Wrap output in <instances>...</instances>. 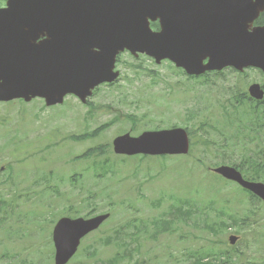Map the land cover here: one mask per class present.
Returning a JSON list of instances; mask_svg holds the SVG:
<instances>
[{
  "label": "water",
  "instance_id": "1",
  "mask_svg": "<svg viewBox=\"0 0 264 264\" xmlns=\"http://www.w3.org/2000/svg\"><path fill=\"white\" fill-rule=\"evenodd\" d=\"M252 0H7L0 9V101L42 98L47 106L72 94L85 102L97 86L111 83L116 57L125 50L156 63L170 60L189 75L226 66L264 72V28L247 32L257 14ZM158 22L153 32L150 22ZM208 60L206 65L203 62ZM257 86L251 93L261 99ZM117 154L186 153L183 132L128 134L114 141ZM161 148V149H159ZM222 176L264 200V186L243 182L233 170ZM107 216L59 222L56 264L73 254L65 233L78 237ZM235 238H230L233 244Z\"/></svg>",
  "mask_w": 264,
  "mask_h": 264
},
{
  "label": "rangeland",
  "instance_id": "2",
  "mask_svg": "<svg viewBox=\"0 0 264 264\" xmlns=\"http://www.w3.org/2000/svg\"><path fill=\"white\" fill-rule=\"evenodd\" d=\"M119 59L118 67L121 76L118 82L112 87L104 85L99 87L92 97L91 101L97 104V108L93 110V113L97 114L94 120L90 119L86 123L82 122L80 116L85 113L86 107L72 96H68L62 105L53 107H46L39 99H34L29 103L21 101L11 103L14 104L9 111L12 132L27 137L26 143L17 144L13 154V168L16 170L15 177H13L14 183L19 182V178L23 175L26 176L27 180L43 179L46 182L58 177L60 174L58 171L64 159L61 156V147L57 145L56 137H52L53 134L58 133L63 136V133L66 132V134L78 135L87 130L92 131L110 120L115 112L137 117L144 116L137 129L141 132L153 129L152 127L170 128L172 123H176V125L185 124V113L196 108L199 111L198 117L187 124L195 130V136L206 140L209 144L208 147H213V150L203 153L204 162L209 164L219 160L217 156L223 148L220 144L226 146V150L233 159L238 157L236 155L241 153V145L235 140L229 139L230 135H235L234 128L233 126H225L224 119L221 118L220 112L217 110L218 94L216 90H211L210 87L205 85L187 82L178 71L167 65L166 62L156 65L149 58L140 56L135 59L127 53L121 55ZM248 77L251 80H262V77L257 75L256 72L248 73ZM232 82L233 80L229 84ZM169 89L173 90L174 93ZM11 104L10 106H12ZM106 106L113 109L110 111L111 114L104 111ZM3 111L4 107L1 106L0 112ZM169 113L170 117L168 118ZM76 116L78 119H75ZM202 120H208L207 122L211 123L216 129L197 128ZM129 123L122 120L119 126L118 123L104 131L98 143L96 140L74 143L65 139L63 140L64 149L69 155L76 157L86 149L95 147L98 144L107 143L111 145L118 131H128ZM219 131H224V136H220ZM139 132L132 135L136 136ZM209 139L212 141H209ZM30 141L34 143V146L38 144L39 146L46 145V147L33 151L29 145ZM195 146L194 155H202V144ZM252 146L251 144L249 147ZM111 151H108L106 157H110ZM214 151L218 153L215 154ZM111 156L114 161L108 165L96 162L92 158H87L83 164H80V167L86 166L89 172H83L81 180L78 178L77 187L68 181L69 177L67 175L63 174L62 181L57 179L49 184L42 182L39 186H28L27 190L35 200V202H29V210L34 209L37 205L40 206L37 200H39L41 194H44L46 199L49 197L46 204L53 213L63 212L65 208L70 206H74L73 211L79 214V217H83L90 212H92L90 215H95L110 212L109 210L114 211L112 218L107 223L105 222L106 224L90 238V245L94 247V261L105 258L110 260L115 253L121 251L114 243L107 246L102 245L103 237L111 236L113 230L124 225V218L120 212L126 211H120V208H126L128 216H138L136 210L143 203L145 207L138 218L148 220L152 217V212L157 214L161 209L162 206H157L160 199H168L166 202H168L170 208L177 206L185 208L183 200L196 197L198 191L204 187L200 177L209 182L218 180L212 175L203 174L201 168L191 169L187 165H183L181 158H170L171 162L162 164V161L157 157ZM100 159H104V157H100ZM173 159H175L174 163L172 162ZM148 165H153L155 167L154 171L148 172ZM74 166L73 168L78 170L76 169L77 165ZM114 166L119 168L112 170ZM12 173L8 171L4 176L10 178L13 176ZM59 187L60 193H62L60 198L62 201L57 200L56 192ZM21 189H25V187L21 185L19 192H21ZM222 191L225 192L223 189ZM120 194L126 199L123 204H121ZM107 197L110 200L107 201ZM244 207V205L235 204L233 210L238 212ZM3 218L4 213L0 211V231L10 230L3 223ZM55 219L53 216V221ZM35 220L39 222V218ZM49 222L50 218L47 217L39 223H35L29 229L16 226L13 232L12 245L15 247L26 246L30 251L40 256L41 259L47 260L52 253ZM262 226L264 228V219ZM185 230L187 231V229ZM189 230L199 235L198 232L192 229ZM203 236L205 237V235ZM4 237L5 234L3 233L2 238ZM169 237L170 235L160 238L158 240L159 247L164 246L166 242H171L172 248L169 249L171 255L175 256L174 259H180L177 256L182 252V245L175 243L176 240L169 239ZM12 245L8 241L7 244L0 246V264H7L6 260L9 262L16 260L14 254L17 252H14ZM189 247L191 249L195 248L192 244H189ZM83 256H85L84 251ZM157 257L163 264H167L162 251H157ZM29 258L32 257L29 256Z\"/></svg>",
  "mask_w": 264,
  "mask_h": 264
},
{
  "label": "flooded vegetation",
  "instance_id": "3",
  "mask_svg": "<svg viewBox=\"0 0 264 264\" xmlns=\"http://www.w3.org/2000/svg\"><path fill=\"white\" fill-rule=\"evenodd\" d=\"M249 28L248 31H252L255 28H260L264 26V9L259 11L256 15V17L252 20L250 24H248ZM225 71H228L232 74L235 83L233 84L232 88L228 90H220L219 96L223 97V99L227 102L235 103V105L240 104L242 107L243 112L247 111L250 112L252 108L256 110H260L264 108L263 102H258L251 98L248 94V89L252 84H259L261 88L264 89V84L260 82L259 80H251L247 76V72H253L257 71L256 73L259 74V70L254 69H247L243 72H237L236 70L230 68L226 69ZM220 76L223 75V73H219ZM223 91V92H221ZM4 113L6 115V119L2 122L0 125L1 127L5 126L6 128L0 131V138L2 140V145L0 146V160L5 159V163H0V186H7L9 184H13V176L9 178V176L5 177L4 174L6 172H13V169L11 167V163L9 161V158L12 156V152L14 150L13 143H14V136L12 134H9L11 130L9 129V109L6 107L4 109ZM240 115H242L241 112L238 110H235V116L237 119H239ZM13 175V173H12ZM9 180H12L9 182ZM3 194H0V199L3 197ZM2 200H0L1 202ZM6 207L8 206L5 205ZM4 213V222L5 217H7V210H3V208L0 210ZM5 234V237L2 238V234ZM13 237H9V231L4 230L0 231V246L5 245L8 243L9 240H12Z\"/></svg>",
  "mask_w": 264,
  "mask_h": 264
},
{
  "label": "trees",
  "instance_id": "4",
  "mask_svg": "<svg viewBox=\"0 0 264 264\" xmlns=\"http://www.w3.org/2000/svg\"><path fill=\"white\" fill-rule=\"evenodd\" d=\"M151 27L153 29H157L156 24H151ZM203 125H205V122ZM202 128H203V126H202ZM239 166H240L241 170H243V166H244L245 169L247 171L251 172L252 174L264 176V159L262 162L259 163L252 156L246 155L244 157V160L239 164ZM263 180H264V178H263ZM210 205H211V203H210ZM206 209L213 210V207L211 205V207L208 206V207H206ZM217 213L219 216L217 221L208 217V216L199 217V218L194 219V221H193V223H195L194 227L199 228L200 230H209V229H212L211 227L215 228L218 226H228L222 218V217H226L227 219H229L231 225L240 226L243 229H248L250 231V228L247 226L248 224L245 223L244 219H241L237 216H234V213L228 214L229 210H227L225 207H223V209L219 210V212H217ZM216 222H218V223H216Z\"/></svg>",
  "mask_w": 264,
  "mask_h": 264
}]
</instances>
